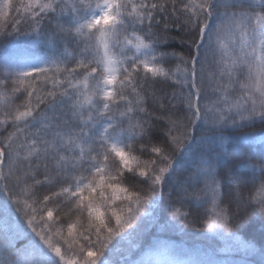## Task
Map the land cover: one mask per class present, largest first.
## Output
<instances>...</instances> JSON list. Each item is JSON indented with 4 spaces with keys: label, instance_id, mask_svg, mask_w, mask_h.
Wrapping results in <instances>:
<instances>
[{
    "label": "snow or ice",
    "instance_id": "obj_1",
    "mask_svg": "<svg viewBox=\"0 0 264 264\" xmlns=\"http://www.w3.org/2000/svg\"><path fill=\"white\" fill-rule=\"evenodd\" d=\"M13 36L44 54L0 65V264H264L250 242L230 247L238 260L142 250L145 221L233 239L264 218V158L249 155L264 133L235 137L251 174L216 167L227 129L264 122V0H0ZM181 161L184 212L162 193Z\"/></svg>",
    "mask_w": 264,
    "mask_h": 264
},
{
    "label": "trees",
    "instance_id": "obj_2",
    "mask_svg": "<svg viewBox=\"0 0 264 264\" xmlns=\"http://www.w3.org/2000/svg\"><path fill=\"white\" fill-rule=\"evenodd\" d=\"M176 35V34H175ZM182 49H179V52H181ZM175 68V64L173 65ZM175 70V69H174ZM23 100V97L20 98V100L17 101V103H20V101ZM253 130H264V122H261L257 120L252 124L251 127H245L243 129L238 130H227L225 131L224 135L226 137L225 144L220 149L224 153V157L218 159L217 161V169L220 172H223L225 169L231 167L234 170H236L238 173L240 172H248L249 174L252 173V169L244 166L245 165V157H242L238 155L235 151L236 148V141L235 136H237V133L241 132H253ZM256 149H259L258 151L259 156H255L254 159H252V163H258L260 158H264V146H252V151L250 153L255 152ZM249 153V155H250ZM149 157L146 156L145 160ZM125 186H131L126 184ZM253 194H255V188L252 189ZM253 216L254 223L249 222V224L242 223L239 224V226L236 229V236L233 239H226L225 237H220V235L212 236V235H206V237H203L202 239L205 240V244L209 247H213L214 245H228L232 243L234 240L239 241L240 243H252L255 245L257 249L264 247V238L259 237L258 232L254 229V226H260L264 227V218H261L259 216ZM249 219V218H247ZM76 220V217L74 219H70V221ZM195 231H199L195 229ZM254 263L256 264L258 257H250Z\"/></svg>",
    "mask_w": 264,
    "mask_h": 264
},
{
    "label": "bare ground",
    "instance_id": "obj_3",
    "mask_svg": "<svg viewBox=\"0 0 264 264\" xmlns=\"http://www.w3.org/2000/svg\"><path fill=\"white\" fill-rule=\"evenodd\" d=\"M173 32H175V30H173ZM179 49H181V47L179 45V42L178 41H171L170 42V47L168 49H166V50L179 52ZM168 67H170V64L168 65ZM25 242H26L25 239H21V240H18V241H13V243H12L13 252L16 253L17 250H19L20 254H21V257H22L23 256V249H24V243Z\"/></svg>",
    "mask_w": 264,
    "mask_h": 264
},
{
    "label": "rangeland",
    "instance_id": "obj_4",
    "mask_svg": "<svg viewBox=\"0 0 264 264\" xmlns=\"http://www.w3.org/2000/svg\"><path fill=\"white\" fill-rule=\"evenodd\" d=\"M174 187L177 188V187H176V184H174ZM247 218H249V219H247ZM252 218H253L252 215L247 216V217L243 220L244 223H245V225H246V224H249V222L254 223V220H253ZM254 229L258 232L259 237L264 238V227L254 226ZM23 250H24V249H23Z\"/></svg>",
    "mask_w": 264,
    "mask_h": 264
}]
</instances>
